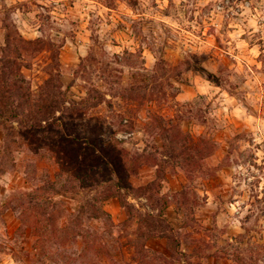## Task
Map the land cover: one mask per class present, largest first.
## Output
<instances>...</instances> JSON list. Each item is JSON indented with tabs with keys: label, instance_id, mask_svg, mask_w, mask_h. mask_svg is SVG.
Wrapping results in <instances>:
<instances>
[{
	"label": "rangeland",
	"instance_id": "1",
	"mask_svg": "<svg viewBox=\"0 0 264 264\" xmlns=\"http://www.w3.org/2000/svg\"><path fill=\"white\" fill-rule=\"evenodd\" d=\"M225 1L0 0V92L9 60L33 99L58 85L68 107L88 98L64 119L137 160L121 184L131 215L112 197L111 223L91 218L82 207L96 191L75 178V193L55 198L61 211L49 209L55 227L74 219L72 233L49 224L41 236L35 210L4 203L67 184L74 153L65 146L60 164L42 136L0 115V264H264V0L231 16Z\"/></svg>",
	"mask_w": 264,
	"mask_h": 264
},
{
	"label": "trees",
	"instance_id": "2",
	"mask_svg": "<svg viewBox=\"0 0 264 264\" xmlns=\"http://www.w3.org/2000/svg\"><path fill=\"white\" fill-rule=\"evenodd\" d=\"M9 64L10 61L6 60L1 70L3 81L0 92V115L6 116L8 114L12 121L18 122L21 131H25L32 136H42L47 147L51 145L58 150L60 164L66 163L63 153L66 146L70 152L74 153L68 166L71 170H75V174L72 176L71 171L67 173L69 177L65 182L67 184L49 183L35 191L17 190L9 195L4 206L16 211L24 205L25 209H22L19 213L21 217L28 209L35 210L37 215H35V221L32 224L39 235L45 236L49 224L55 227L51 220L54 219V214L49 209L53 208L54 210V208H57V213L61 211L62 203L56 202L55 198L66 193H75L76 188L74 185L75 178H77L83 188L96 191V196L88 205L82 207L83 210L90 212L91 218L105 219L108 223H111V219L104 211L103 205L112 197L117 198L121 207L127 213H130V209L132 210L133 207L121 192L125 188L121 184L126 180H130L136 174V158L129 156L125 150L114 143H105L102 139L91 137L90 134H82L76 129V125H72L69 120L64 119V115L67 113L73 116L74 113L79 114L89 109L92 105L90 100L85 98L80 102L71 101L68 107L66 105L68 101L65 100L64 93L59 85L55 87L52 96L43 94L40 98L33 99L29 90L25 91L23 85L20 84V79L15 71L9 69ZM7 72L9 73L7 74ZM58 112L61 116L57 115ZM8 144V141L1 144L0 153L6 152ZM147 158L151 159L150 156ZM109 172L119 177L120 180L114 182L112 179L105 177ZM157 184L158 182L155 183L154 181L147 185L145 187L146 194H150L155 188L157 189ZM157 201L160 210L157 218L164 230L163 235L171 238L170 233H173L174 229L171 228L165 217V210L169 205L168 201L159 196ZM72 225H74V219L70 222L67 221L64 227H55L54 232L58 234V238H62L64 233H72ZM166 262L165 260L163 264Z\"/></svg>",
	"mask_w": 264,
	"mask_h": 264
},
{
	"label": "built area",
	"instance_id": "3",
	"mask_svg": "<svg viewBox=\"0 0 264 264\" xmlns=\"http://www.w3.org/2000/svg\"><path fill=\"white\" fill-rule=\"evenodd\" d=\"M239 0H226L225 3H220L218 5V9L224 12H227L228 16L236 15L241 12L242 9L248 8L250 6L249 0H242L240 4H238ZM226 6H229V9L226 11Z\"/></svg>",
	"mask_w": 264,
	"mask_h": 264
}]
</instances>
